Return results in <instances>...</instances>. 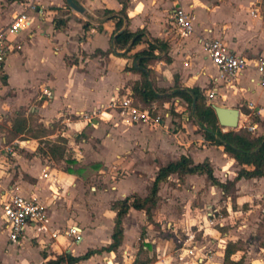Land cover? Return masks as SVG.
<instances>
[{"label":"crops","instance_id":"0c3cea01","mask_svg":"<svg viewBox=\"0 0 264 264\" xmlns=\"http://www.w3.org/2000/svg\"><path fill=\"white\" fill-rule=\"evenodd\" d=\"M75 1L85 7L84 15L71 9L66 0H0V29L9 26L23 12H28L31 19V27L27 31L11 37L12 50L0 71V96L5 97L7 106L13 107L14 110L36 102L31 112L38 113L41 121L45 123L44 131L47 130V136H44V139L58 138L60 134L70 143L74 135L81 138L75 146L77 149L83 148L85 155L83 152H77V162L89 163V169L100 164H114V170H118V166L134 169L132 175L113 184V192L97 193V188L92 187L94 193L83 196V206L76 207V212L71 214L72 211L70 213L67 206L72 203V195L78 194L76 189L79 183H84L83 172L69 174L55 167V163L46 161L44 164L36 156L31 160L18 157L15 165L20 166V176L14 181L17 173H8L11 165L3 157L5 151L0 148V198L3 192L11 189L21 195L22 192L29 193V196L36 194L47 209V232L43 233L38 228L30 227L19 241L28 238L29 246L33 248L31 240H36L40 247L34 248L38 249L40 255L34 258L22 255L26 243L18 242L17 248L11 246L15 244L10 242L5 231L0 206V236L5 232L8 239V244L4 246L8 259L0 257V264H48L56 259L55 255L81 256L90 249L111 244L117 218V212L112 209L113 203L133 194L146 197L158 170L178 161L182 155L190 156L195 163L208 160L214 168L215 176L225 177L223 182L234 180L239 171L236 162L224 153L222 147L207 145L204 137L198 141L200 149L179 140V136H175L174 143H169L170 122L158 126L155 130L147 125L125 124L123 116L116 110H107L108 119L105 121L94 119L92 122H86L65 114L64 123H60L68 129L62 133L48 132V126L59 122V117L64 113L90 112L102 106L107 108L113 98L132 99L130 86L141 79L140 74L126 70L132 65V59L108 53L116 32V23L107 18L105 11L120 12L123 6L119 0ZM29 2L36 3V10L28 8ZM177 6H181L189 14L195 27L192 35L181 34L173 24V10ZM128 16L129 21L125 23L124 28L132 32L145 30V41L160 39L170 47L168 57L171 62L160 59L151 66L159 88L171 92L178 80L183 88H200L211 106L235 108L237 102L242 100L246 110L256 111L261 115V121L251 122V115L240 110L239 125L243 117L246 122L244 126L255 127L254 134L264 136V106L254 100L251 94L255 92V86L261 88L258 74L248 70L235 80H225L201 44L203 39H221L233 52L250 60L264 56L263 0H130ZM86 24L89 25L87 30L84 29ZM146 47L147 44L142 43L132 53L142 51ZM159 56H164V53ZM45 89L49 90L50 96L44 94ZM250 104H253V108L249 107ZM170 106L171 103L166 104V107ZM172 118L173 115L167 121ZM187 120L190 121L189 118ZM222 129L227 130L223 127ZM17 141L22 142L20 148L23 150H33V153L37 148L38 139ZM24 141L26 143H23ZM149 145H154V151L144 155L142 148ZM72 148L74 149L73 146ZM209 150L215 155L220 154L219 165L209 156ZM200 153H203V156L201 160H197L196 157ZM50 159L52 160L51 157ZM62 163L66 164L65 161ZM47 165H50L51 169L49 177L45 178ZM23 177L27 178L24 180ZM184 178L187 184L197 181L198 190L202 188V183L210 189L216 187L204 175H189ZM129 182L134 184L130 187L127 185ZM242 182L244 201L247 202L255 196L264 197V178L242 179L236 187ZM166 185L167 182L162 184L161 189ZM68 190L69 198L65 197ZM159 196L163 198L162 193H159ZM161 203L166 205L164 201ZM255 213L254 208L247 213L243 220V230H254V222L250 218ZM52 214L61 216L68 227L57 225ZM72 216L77 217L78 222ZM145 216L144 212L131 211L124 224L123 244L117 252L96 255L79 264H99L103 259L106 264H118L115 259L120 252L124 261L132 264L136 258L135 243L139 239V228L145 218L147 219ZM193 225L197 226V223ZM256 226L261 227V224ZM72 227L79 228L81 242L73 241L74 237L70 235ZM60 233L65 236H60ZM66 235L71 236L73 240L67 239ZM147 243L149 248L144 249L158 252L162 249V243L159 241L147 240ZM223 250L220 248L209 257H199L202 253L198 252L197 248L188 249L184 257L189 258L186 264H223ZM260 251L262 255L264 248L260 247ZM167 257L161 256L159 261L154 257L152 264H165ZM253 261L254 264L264 263V257L259 256L257 262L255 259Z\"/></svg>","mask_w":264,"mask_h":264},{"label":"rangeland","instance_id":"374dc122","mask_svg":"<svg viewBox=\"0 0 264 264\" xmlns=\"http://www.w3.org/2000/svg\"><path fill=\"white\" fill-rule=\"evenodd\" d=\"M163 90L170 92L168 89L163 88ZM254 91V93H251L253 99L259 102L261 106H264V91L256 86L254 87ZM35 104L36 102H30L27 104V106L20 107L19 109L15 108L14 110L13 107L7 106L6 98L0 96V142L2 144L0 148L2 149L4 145H12L17 140L38 139L36 144L37 148L33 153V150H23L18 146L15 147V153H17L16 156L4 152L3 157H5L8 160V163L11 165L8 173H17L15 175L16 177L14 181H16V179L20 176V166L15 165L18 161V157L31 160L36 156L41 159L44 164L46 161H49L50 163H55L54 166L58 167L59 169L66 170L67 168H70L74 171L72 174H82L83 172L85 178L84 183H79L78 188L76 189L78 194L72 195V198H70L72 203L67 206L69 212L71 213L72 211L71 214H73L74 211L76 212V207L79 208L80 206H83L82 197L86 194L94 193L92 191V187L97 188V193L113 192L112 187L115 182L132 175L134 168L131 169L127 166H124L125 168H120V166H118V170H114V164L111 166L100 164L97 167H91L89 169V163H83V161H81L69 166L62 163V161L52 158L49 154H44L42 150H46L49 147L48 145L56 143L57 141L65 138H62L60 134H58V138L54 137L51 139H44V136H47L45 135V131L47 130L44 131L45 123L41 121V117L38 113L33 114L31 112V108ZM217 106L223 107V105ZM235 108L242 110V112L246 111V105L243 104L242 100L237 102ZM178 111L179 112L174 111L172 113L173 118L170 121L165 119L166 123L162 124V126H164L167 125V122H170L168 123L170 132L169 143H174V141H176L175 136H179V138L181 137L179 140H183L185 143L192 144L193 148L195 149H200V142L198 141L201 139V137L203 138L202 132L197 126L194 125V122L190 118L191 114L187 104L181 102V105L178 107ZM18 113H24L29 119V129L24 135L15 138L12 134L11 128L12 120L15 119ZM163 113L164 110L161 111V114ZM250 115L251 122L261 121V115L258 114V112L251 111ZM107 117L108 116H105L106 119ZM188 118L190 121L187 120ZM241 120L242 123L237 129L234 130L238 131L242 128H246L247 125L244 126L246 122L243 121V117ZM149 127L154 130L157 129V127ZM48 129V132L56 133L60 131L59 133H62L68 128L67 126L62 125L60 122H55L51 126H48ZM225 129H227L226 131L233 130L229 128ZM158 131L161 132V129ZM254 136H256V134H254ZM165 138L167 139V137ZM77 141H81V138H77L76 135H74L70 139V146L74 147V151L76 153L83 152L85 155V150L83 148H76L75 143H77ZM153 147L154 145H149L148 147L146 146L145 148H142V152H144L143 154H152L154 151L152 150ZM216 150L217 148L215 151ZM49 156L52 158V160ZM202 156L203 153H200L196 159L201 160ZM209 156L214 158L217 165L221 163V156L219 153L215 155L212 150H209ZM95 171L98 173H95ZM171 177L167 181V185L161 189L162 191L160 193H162L163 198H160L159 205L154 210L152 222H147V219L145 218L143 225H140L139 239L137 243H135V254L141 247L142 241L140 239L144 230L145 243H147V240L151 242L155 240L162 243V249H160V252L157 250L151 251V249L144 250L147 251L149 257H155V259L158 261L160 260L161 256H168L165 264L167 262L170 264L184 262L186 264L189 258L187 256L184 257V255L187 253L186 251L188 249L192 250L194 248H197L198 252L202 253L199 257H209L213 253L218 252L220 248L225 250L229 241L237 243V247L240 249L236 256L237 259L244 256L248 264H254V259L257 262L259 256L264 257V252L262 255L260 254V247L264 248V197L255 196V198L248 199L247 202L244 201L243 182L240 184V186H238V188L236 187L235 189L231 190V192L225 196L222 194V190L218 187L210 189L208 185L204 186V183H202V188L198 190L196 189L198 185L197 181L195 183L187 184L186 178L179 179L175 175L174 177ZM23 178L25 180L27 177ZM219 179L225 181L224 176ZM133 184L134 182L127 183V185H130V187ZM68 192L69 190L65 192V197L69 198L70 194H68ZM22 195L29 196V193L22 192ZM162 201L166 202V205L161 203ZM81 208L84 209V207ZM253 208L256 210V213L250 219L252 222H254V225L252 226L254 230H243V220L247 217V213H249L250 210H253ZM106 209H108V207H106ZM72 217L78 222L77 217ZM52 218L53 221H56L57 225L60 224L61 226L68 227L65 223L66 221L63 220L61 216L52 214ZM194 223H197V226H194ZM259 224H261V227L256 226ZM215 230L217 232H215ZM186 233L191 234L188 235ZM59 235L65 236L63 233H60ZM66 238L70 241L73 240L71 236L68 235H66ZM190 239L192 240L189 242ZM214 239H216V241L213 242ZM24 240L25 241L19 242L22 244L26 243L24 244L25 247L23 248L22 255L26 257L28 256L37 258L40 253L38 249L34 247H40L39 244L36 243V240H31V245L34 246L32 248L29 246V239L24 238ZM6 244H8V239L7 234L4 232V234L0 236V257L3 259H8L7 250L6 252L4 251V246ZM13 244L15 245L11 246L13 248H17L16 245L18 242ZM115 260L118 264H127V262L124 261L123 254L121 252L116 256ZM106 263L107 262L103 259L99 264ZM257 264L264 263L257 262Z\"/></svg>","mask_w":264,"mask_h":264},{"label":"trees","instance_id":"16d2710c","mask_svg":"<svg viewBox=\"0 0 264 264\" xmlns=\"http://www.w3.org/2000/svg\"><path fill=\"white\" fill-rule=\"evenodd\" d=\"M119 2L123 6L120 12L105 11L107 18L114 20L116 23V32L112 37V47L108 53L132 59V65L127 67L126 70L141 75V79L130 86V96L134 100L135 105L141 106L144 109H151L156 105L162 109L166 104L172 103L175 99H181L187 104L191 119L194 125L202 132L205 143L213 147H222L224 153L236 162L239 171L234 180L223 182L215 176L214 168L208 160L203 163H195L190 156L182 155L178 161L169 163L158 170L146 197L143 198L137 194H133L113 203L112 209L117 212V218L115 220L111 244L98 249H90L81 256H73L72 254L59 255L48 264H79L96 255L117 252L123 244L124 224L128 215L133 210L144 212L147 222H152L154 210L160 201L159 193L161 186L172 175H177L179 179H183L189 175H204L212 185L221 189L225 196L235 189L238 182L242 179L264 178V136H254L249 127L238 131L229 130L224 132L214 109L211 105H208L206 97L200 88H183L180 86L178 80L170 93L159 88L151 66L160 59H164L168 63L171 62V59L168 57L170 47L168 43L160 39L145 41V30L132 32L124 28L125 23L129 21L128 9L130 0H119ZM88 28V24L84 25L85 30ZM142 43H146L147 47L142 51L132 53ZM160 53H164V56H159ZM174 111L175 107H172L171 112L173 113ZM245 114H250V111L246 110ZM28 129L29 119L24 113H18L15 119L12 120L11 130L13 136L15 138L20 137ZM48 146L46 150L41 149L44 154H49L56 160L65 161L69 166L77 162V154L70 146L68 140L62 139ZM65 171L69 174L74 172L70 168H67ZM144 235L143 230L140 239L142 244L132 264H152L155 261L154 257L150 258L147 251L144 250L145 247L149 248V244L145 243ZM239 251L237 243L229 241L226 249L223 251V264H248L244 256L236 258Z\"/></svg>","mask_w":264,"mask_h":264},{"label":"built area","instance_id":"2783aa9c","mask_svg":"<svg viewBox=\"0 0 264 264\" xmlns=\"http://www.w3.org/2000/svg\"><path fill=\"white\" fill-rule=\"evenodd\" d=\"M261 1V0H257ZM28 8L36 10V3L29 2ZM173 24L183 35H192L195 31L193 22L189 14L181 7L177 6L173 10ZM31 27V19L28 12L19 14L13 22L6 28L0 29V71L3 69L7 57L12 50L11 37L27 31ZM201 44L212 63L220 70L222 78L225 80H235L248 70L255 71L259 76V85L264 91V56L253 60L243 55L233 52L229 46L221 39H203ZM44 94L50 96L49 90H44ZM213 97V95H211ZM179 99H175L172 106L160 109L154 105L151 109H144L137 106L133 99L122 100L113 98L107 108L99 107L90 112L71 113L67 112L59 117L58 121L64 123L65 114L92 122L94 119L105 121L107 110H116L123 116L125 124L161 126L165 119L172 117V107L178 111L181 104ZM253 108V104H250ZM164 113L161 114V111ZM108 119V118H107ZM111 119V116L109 117ZM250 131L255 132V127H250ZM226 131V130H224ZM23 143H26L24 141ZM22 147V142L15 141L12 145H4L3 150L8 154L15 153V147ZM50 165H47L44 177L50 174ZM1 216L4 220V228L11 243L19 242L30 227L38 228L41 232H47L45 222L47 221V209L36 194L25 197L11 189L3 192L0 198ZM70 235L74 237L76 243L81 242L82 235L78 227L70 229Z\"/></svg>","mask_w":264,"mask_h":264},{"label":"water","instance_id":"95a60500","mask_svg":"<svg viewBox=\"0 0 264 264\" xmlns=\"http://www.w3.org/2000/svg\"><path fill=\"white\" fill-rule=\"evenodd\" d=\"M67 5L79 14L86 13L85 7L78 4L75 0H66ZM219 124L223 128L237 129L239 127L240 110L213 105Z\"/></svg>","mask_w":264,"mask_h":264}]
</instances>
